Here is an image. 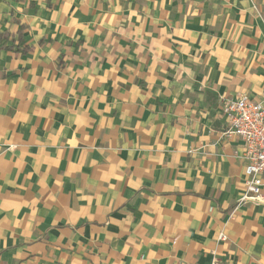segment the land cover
Wrapping results in <instances>:
<instances>
[{"label":"crops","instance_id":"0c3cea01","mask_svg":"<svg viewBox=\"0 0 264 264\" xmlns=\"http://www.w3.org/2000/svg\"><path fill=\"white\" fill-rule=\"evenodd\" d=\"M21 25L32 50L0 54V264H264L222 111L264 95V0H0V32Z\"/></svg>","mask_w":264,"mask_h":264},{"label":"built area","instance_id":"2783aa9c","mask_svg":"<svg viewBox=\"0 0 264 264\" xmlns=\"http://www.w3.org/2000/svg\"><path fill=\"white\" fill-rule=\"evenodd\" d=\"M227 120L226 136H236L243 144V192L237 205L251 203L264 205V95L257 101L247 95L222 101ZM220 241L226 236L218 235ZM213 260L212 264H216Z\"/></svg>","mask_w":264,"mask_h":264},{"label":"trees","instance_id":"16d2710c","mask_svg":"<svg viewBox=\"0 0 264 264\" xmlns=\"http://www.w3.org/2000/svg\"><path fill=\"white\" fill-rule=\"evenodd\" d=\"M23 29L24 26L21 25L19 31H17L15 34H11L6 31L0 32V54L2 51H14V48H16L15 52H19L21 54H27L32 50V47L24 45L22 39ZM8 41H10V44L4 45V43Z\"/></svg>","mask_w":264,"mask_h":264}]
</instances>
